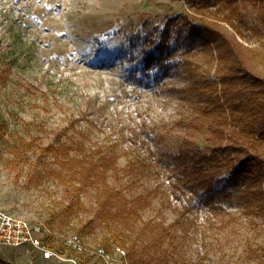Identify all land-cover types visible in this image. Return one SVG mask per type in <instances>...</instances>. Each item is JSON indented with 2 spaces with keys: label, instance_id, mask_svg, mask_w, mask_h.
Masks as SVG:
<instances>
[{
  "label": "rangeland",
  "instance_id": "rangeland-1",
  "mask_svg": "<svg viewBox=\"0 0 264 264\" xmlns=\"http://www.w3.org/2000/svg\"><path fill=\"white\" fill-rule=\"evenodd\" d=\"M238 7L220 0L198 10L183 0H0V207L40 226L35 238L47 249L0 247V260L107 264L97 255L105 248L118 264H264V197L201 205L183 176L159 161L186 141L203 150L228 144L237 129L221 119L225 136L213 130L206 101L187 90L193 83L206 80L203 93L223 90L220 78L231 66L264 79V26L254 3ZM177 14L220 28L236 42L241 65L220 59L214 46H197L179 54L178 72L160 83L134 82L128 37L145 24L165 28ZM250 96L247 90L242 99ZM60 145L72 148L77 164L109 157L111 165L73 172L74 162L62 165L43 151ZM73 234L81 253L68 244Z\"/></svg>",
  "mask_w": 264,
  "mask_h": 264
},
{
  "label": "trees",
  "instance_id": "trees-1",
  "mask_svg": "<svg viewBox=\"0 0 264 264\" xmlns=\"http://www.w3.org/2000/svg\"><path fill=\"white\" fill-rule=\"evenodd\" d=\"M183 1L198 10L211 6L215 0ZM220 1L228 10H238L242 1L254 3L264 26V0ZM147 26L145 24L128 37L134 49L128 58L132 63L129 74L136 83L143 80L160 83L168 75L178 72V55L192 52L197 46L204 49L214 46L220 59L241 65L236 42L206 20L177 14L168 17L165 28ZM206 82L199 80L187 90L190 94L194 92L200 101H206L203 109L215 117L217 123L212 128L220 131L221 137L225 136V130L219 127L218 121L230 119L234 123L237 129L229 135L230 143L203 150L192 147L191 142L186 141L177 153L162 152L159 161L165 168L183 176L180 182L197 195L201 205L216 209L219 203L225 201L259 200L264 197V104L256 106L255 102L264 96V79L244 67L235 66L234 69L231 66L230 73L220 78L225 86L223 90L203 93ZM187 90L181 92L187 94ZM247 90L251 96L244 100L243 93ZM71 150L70 146L64 145L43 149L44 152L56 153L55 160L62 165L74 162ZM102 160V163L90 160V166L86 167L87 162H83V158L78 160V164L75 161L74 167L70 166L75 168L73 172H85L86 168L89 172H107L105 166L111 165L112 161L109 157ZM0 263L5 264L3 260Z\"/></svg>",
  "mask_w": 264,
  "mask_h": 264
},
{
  "label": "built area",
  "instance_id": "built-area-1",
  "mask_svg": "<svg viewBox=\"0 0 264 264\" xmlns=\"http://www.w3.org/2000/svg\"><path fill=\"white\" fill-rule=\"evenodd\" d=\"M41 231L40 226L33 225L28 220L0 207V247H34L46 251L45 246L35 238V235H40ZM68 244L78 253L83 251L81 240L76 234L68 238ZM114 252L121 257L126 255V250L120 246H116ZM97 255L105 258L107 264H118L105 248H99Z\"/></svg>",
  "mask_w": 264,
  "mask_h": 264
}]
</instances>
